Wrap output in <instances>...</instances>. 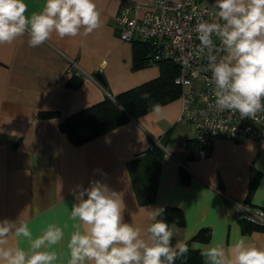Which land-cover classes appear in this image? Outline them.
I'll list each match as a JSON object with an SVG mask.
<instances>
[{
	"label": "crops",
	"instance_id": "1",
	"mask_svg": "<svg viewBox=\"0 0 264 264\" xmlns=\"http://www.w3.org/2000/svg\"><path fill=\"white\" fill-rule=\"evenodd\" d=\"M128 1L133 0H95L101 25L87 36L53 34L33 48L25 34L0 45V220L20 217L34 238L49 225L63 228L65 241L53 250L57 264H66L73 192L99 180L122 194L125 222L142 235L153 209L175 207L185 221L169 226L177 244L209 228L207 242H193L194 248L220 243L229 250L242 237L264 247V228L243 232L239 223L240 205L264 210V139H217L208 157L192 159L184 150L195 131L178 120L179 98L81 144L60 128L106 92L115 96L159 75L152 63L133 69L132 43L120 38L114 16ZM25 2L30 15L45 0ZM200 2L216 10L215 0ZM200 264H206L204 257Z\"/></svg>",
	"mask_w": 264,
	"mask_h": 264
},
{
	"label": "clouds",
	"instance_id": "2",
	"mask_svg": "<svg viewBox=\"0 0 264 264\" xmlns=\"http://www.w3.org/2000/svg\"><path fill=\"white\" fill-rule=\"evenodd\" d=\"M214 7L218 19L198 23L195 31L198 53L207 52L215 106L255 119L264 111V0H215ZM28 11L25 0H0V45L27 34L29 47L35 48L53 34L60 39L87 36L101 25L95 0H45L41 11L27 15ZM214 36L224 53L219 58L213 54ZM160 110L153 106L154 112ZM73 195L66 264H175L188 251L184 244L172 246L173 231L157 219L162 209L150 212L153 222L145 236L125 222L122 194L107 184L94 180L87 188L77 185ZM9 237L16 242L10 244ZM64 241L65 231L59 226L49 225L34 238L26 221L5 218L0 220V264H57L60 258L53 248ZM201 256L206 264H264V247L242 237L229 250L220 243L202 245Z\"/></svg>",
	"mask_w": 264,
	"mask_h": 264
},
{
	"label": "built area",
	"instance_id": "3",
	"mask_svg": "<svg viewBox=\"0 0 264 264\" xmlns=\"http://www.w3.org/2000/svg\"><path fill=\"white\" fill-rule=\"evenodd\" d=\"M217 11L200 0H133L114 16L123 41L150 45V63L168 60L177 65L174 81L181 87L178 120L190 123L195 131V138L184 150L192 159L208 157L217 139H264V111L258 112L255 119H242L238 112L219 111L215 106L207 52L198 53L200 41L195 29L200 22L217 20ZM213 40L217 45L213 54L219 58L224 53L219 39L214 36ZM239 213L264 226V210L246 203L239 206Z\"/></svg>",
	"mask_w": 264,
	"mask_h": 264
},
{
	"label": "trees",
	"instance_id": "4",
	"mask_svg": "<svg viewBox=\"0 0 264 264\" xmlns=\"http://www.w3.org/2000/svg\"><path fill=\"white\" fill-rule=\"evenodd\" d=\"M132 46L133 69L146 67L150 63L152 51L150 45L142 41H134ZM156 65L159 69V75L156 78L115 96L106 92L105 98L101 102L68 116L60 126L62 131L68 135L72 143L81 144L131 118H138L153 110L154 105L162 106L178 99L181 87L174 81L178 74L177 65L168 60L157 62ZM101 85L105 90L104 84ZM145 95L146 98H144ZM181 177L182 179L186 177L184 172H181ZM157 219L163 220L169 226L182 227L185 224L182 211L175 207H166ZM239 223L243 232H248L257 227L264 228V226L257 225L241 215ZM209 234V228H202L192 239L181 243L187 246L188 251L179 255L175 264H200L202 262L201 251L194 248L192 243L207 242ZM171 243L174 248L177 246L173 237Z\"/></svg>",
	"mask_w": 264,
	"mask_h": 264
},
{
	"label": "water",
	"instance_id": "5",
	"mask_svg": "<svg viewBox=\"0 0 264 264\" xmlns=\"http://www.w3.org/2000/svg\"><path fill=\"white\" fill-rule=\"evenodd\" d=\"M94 77H95L98 81H100L101 83H104V80H103L102 76H101L99 73H95V74H94Z\"/></svg>",
	"mask_w": 264,
	"mask_h": 264
}]
</instances>
